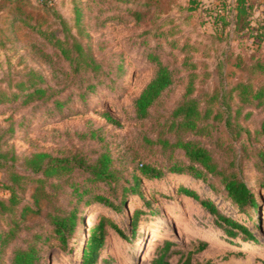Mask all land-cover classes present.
<instances>
[{
	"label": "rangeland",
	"instance_id": "obj_1",
	"mask_svg": "<svg viewBox=\"0 0 264 264\" xmlns=\"http://www.w3.org/2000/svg\"><path fill=\"white\" fill-rule=\"evenodd\" d=\"M78 1H81L84 12L88 13L85 17L88 35L84 32V38L90 39L92 48L102 40L103 47L97 54L108 57L109 54L116 56L115 51L122 52L120 57L125 67L115 77L112 87L101 84L85 91L88 82L78 80L79 74H68L57 68L54 62L57 61L56 56H51L54 61L46 59L39 49L43 45L37 44L39 38L31 35L30 29L17 19L20 15L14 5L4 2L0 5V88L4 89L1 93L7 94L0 96V148L13 149L7 153L9 160L5 157L0 159V180L4 182L8 165L11 170L26 172L22 158L29 152L43 150L56 155L77 150L92 158L99 151L108 148L124 176L130 178L132 171L140 176V189L136 194L122 197L123 204L118 210L113 211L107 206L99 205L86 207L84 223L77 226L66 247H60L55 236L50 233L46 212L55 211L59 206L71 208L75 201L55 188H52L50 197H45L38 190L39 201L33 206L39 207V212L28 208L19 222H10L9 215L0 214V264H10L13 249L24 242L27 231L35 230L42 233L41 239L45 243L41 264H80L89 232L87 229L98 222L101 216L123 226L128 238H123L109 226L95 264H149L157 247L166 238L175 242L174 248L179 250L170 257V264H177L180 256L188 251H192L199 259H210L211 264H264V189L260 187L264 180V163L260 155L264 152V129L261 127L264 102L254 105L247 116L241 114L240 121L245 129L237 138L230 136L222 126L205 135H195L192 130L184 133L199 137L206 143L223 167L236 168L238 175L252 188L259 203L258 211L250 206H246L245 210L239 209L224 194L217 179L213 178L209 185L208 176L201 179L169 172L165 167L166 150L160 144H154L155 147L149 149L152 143L146 138L171 134V131H166L163 121L170 115L189 81V70L182 63L185 53L180 48L181 42L184 39L204 40L203 31L212 29L211 16L219 11L222 13L223 6L226 5L230 12L228 18H231L235 14V0H204V4L213 12L211 16L207 15L208 21L204 24L199 12H191L186 7L187 0H161V7L157 9L158 17L172 16V22H177V25L176 31L170 36H177L178 40L169 41L165 38L159 43H155L154 38H148L144 42L142 35L143 29L150 24L155 8L150 9L145 21L137 20L135 15L124 12L126 17L117 22L105 17L109 13L120 11L110 4L111 0H103L99 5L94 0ZM254 1L252 18L255 19L264 14V0ZM73 4V0H55L56 12L71 22ZM93 9L99 13L98 16H93ZM55 17V13L46 15L45 22H54L50 25L52 28L58 21H55ZM58 31L61 34V30ZM260 41V47L256 50L259 41L251 36L243 44L224 38L220 42L212 39L206 44V39L196 41V47L189 52L198 62V74L194 78L196 88H217L222 75L217 63L222 58V50L228 46H232L235 52L240 51V47H243L242 50L244 47L250 51L255 50L262 60L264 39ZM147 48L156 51L162 61L174 69L176 77L162 90L151 106L149 115L143 120L135 116L133 99L152 77L156 67L147 55ZM46 51L52 52L51 49ZM241 56L255 59L246 53H241ZM64 68L67 69L66 64ZM30 69L39 70L47 77L48 82L44 85L50 86L48 94L51 96L43 105L37 103L42 98L38 94L27 101L16 94L11 98L10 92L16 84L14 82ZM221 69L228 72L225 80L229 82L243 75L242 69L230 64ZM245 71L250 75V80L264 81V72L249 69ZM57 102L64 104L57 108ZM107 114L115 121H110ZM94 129L99 136L91 133ZM147 163H161L164 170L162 176H143L141 169ZM181 184L192 189L198 195L197 198L178 191ZM118 188L113 192L121 195ZM32 190L33 184L20 192L25 201L31 202ZM7 195V191L0 188V197ZM200 199H210L216 210L210 211ZM145 200L150 202L149 206ZM258 212L262 216L260 228L253 224L258 220ZM221 214L247 224L257 240L243 239L241 230L234 236L228 235L217 225V218ZM201 240L206 241L203 248H200Z\"/></svg>",
	"mask_w": 264,
	"mask_h": 264
},
{
	"label": "trees",
	"instance_id": "obj_2",
	"mask_svg": "<svg viewBox=\"0 0 264 264\" xmlns=\"http://www.w3.org/2000/svg\"><path fill=\"white\" fill-rule=\"evenodd\" d=\"M94 1L96 5H99L103 0ZM160 1L111 0L110 4L118 7L120 11L109 13L105 17H109L108 20L120 22L126 17L124 12H129L135 15L137 20L145 21L150 9L155 8L156 11L150 19V24L142 31L144 42L148 38H154L155 43H159L165 38L169 41L178 40L177 36H170L176 31L177 25V22H172V16L158 17L157 9L161 7ZM2 2L14 5L20 15L17 19L30 29L31 35L39 38L37 44L43 45L39 49L47 60H53L51 56H56L57 61H53L57 68L63 69L68 74H79L78 80L88 82L84 88L85 91L93 89L95 85L99 87L101 84L112 87L115 77L124 70L125 65L120 57L121 51H115L116 56L113 54H109L108 57L99 55L97 51L103 47L102 40L95 48H92L90 39L84 38V32L85 35H88L85 27V17L88 16V13L84 12L81 1L73 0L74 14L71 22L66 21L61 14L56 12L55 0H0V5ZM205 2L204 0H187L186 6L189 11H197L201 14L203 24L208 21L207 15L211 16L213 13L210 11V7L204 4ZM254 2V0H235L233 7L235 14L231 18H228L230 12L224 5L222 13L219 11L211 16L212 29L203 31L204 40L189 41L184 39L181 42L180 48L185 53L182 63L189 70V81L182 96L170 111V115L165 122L163 121L166 131H171V134L161 135L158 138L155 136L146 138L148 142L152 143L148 147L149 149L154 148V144H160L161 148L166 150L165 167L169 172L188 174L201 179L208 176L209 185L213 178L217 179L222 185L224 194L237 204L239 209L245 210L246 206H250L258 211L259 203L252 188L243 177L238 175L236 168L223 167L216 160L212 149L199 137L184 134L191 130L195 135L210 134L214 128L222 126L227 129L230 136L237 138L245 129L240 121L241 114L247 116L251 113L254 105L264 102V81L250 80L248 78L250 75L245 71V69H249L264 72V57L260 60V54L255 52L260 47V39H264V14L255 19L252 18L255 10ZM50 13H55L54 19L58 20L54 28L50 27L54 23L52 20L45 22L46 15ZM98 15L99 13L93 9V16ZM58 30H61V34L57 33ZM249 36L259 41L255 50L250 51L244 47V51L243 47H240V51L235 52L232 46L224 48L222 58L217 63L222 72L220 84L217 88L200 87L197 89L194 78L198 74L196 71L198 62L194 59L193 54L189 53L196 47V41H205L206 39V44L212 39L220 42L224 38L229 41L237 40L236 44H243L246 43ZM44 49H51L52 52ZM146 52L156 67L152 77L133 99L135 116L143 120L149 115L151 106L159 98L162 90L176 77L174 69L168 63H164L156 51L147 48ZM241 53L249 54L255 59H247L241 56ZM65 64L67 69L64 68ZM228 64L242 69L243 75L238 76L232 82L225 80L228 72L224 69L222 71L221 67L225 68ZM45 82L48 80L43 72L30 69L23 77L14 82L16 84L14 90L10 92L11 98L13 99V95L16 94L17 96L21 95L27 101L38 94L42 98L37 103L43 105V102H47L51 96L48 94L50 86H45ZM3 91L4 89L0 88V96L7 95L1 93ZM63 104V102H57V108ZM106 116L110 121H115L110 115ZM261 127L264 129V120ZM91 133H94L95 136L100 135L95 129ZM10 149L13 150L11 147L0 148V159L5 157L6 160H9L7 153ZM13 152L16 155L15 151ZM260 155L264 163V152H261ZM141 164L143 165V163ZM160 164H144L141 174L148 178L162 176L164 170ZM22 165L26 168V172L11 170L8 165L4 174V182L0 180V188L8 193L7 196L0 197V214L9 215L10 222H19L28 208L33 212L40 211L39 207L33 206L39 201L38 190H41L45 197H50L52 188L64 192L69 199H74L73 206L68 209L59 206L55 211L46 212L50 233L55 236L60 247H66L77 226L84 223L86 207L99 205L100 207L107 206L113 211L118 210L123 204L122 197L126 194H136L142 182L140 176L134 171L130 173V178L127 175L124 176L108 148L99 151L92 158L77 150L56 155L39 150L25 154L22 158ZM261 183L260 187L264 189V180ZM31 184H33V190L30 193L32 200L28 202L20 192ZM117 187H119L121 195L113 192ZM178 191L193 198L198 196L192 189L182 184ZM200 202L210 211L216 210L210 199H200ZM145 203L148 206L150 204L148 200H145ZM257 217L258 220L253 224L260 228L262 222L260 212ZM131 225L135 227V224L131 223ZM217 225L221 226L230 236L236 235L241 230L243 239L257 240L253 230L234 217L221 214L217 218ZM109 226L123 238H128L123 226L101 216L98 222L87 229L89 232L83 246L80 264H95ZM27 233L24 242L13 249L10 264H41L44 256L42 249L45 244L41 239L42 233L37 230L27 231ZM205 244L206 241L201 240L200 248H203ZM174 247L175 242L168 238L164 239L157 247L155 255L149 260V264H170L172 254L179 251ZM177 264H211V262L208 258L199 259L192 251H188L184 256H180Z\"/></svg>",
	"mask_w": 264,
	"mask_h": 264
}]
</instances>
